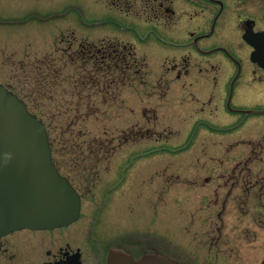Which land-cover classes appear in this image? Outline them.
<instances>
[{
    "label": "rangeland",
    "instance_id": "rangeland-1",
    "mask_svg": "<svg viewBox=\"0 0 264 264\" xmlns=\"http://www.w3.org/2000/svg\"><path fill=\"white\" fill-rule=\"evenodd\" d=\"M169 1L175 17L164 21L139 1L130 12L124 5L114 6V0H0V84L45 122L61 173L80 190L92 191L85 194L88 218L93 215V191L102 200L101 182L110 179L81 172L70 161L90 160V165L95 159L101 168L108 163L128 168L125 183L118 177L106 186L117 185L97 228L106 247L127 248L116 236L127 234L135 242L146 241L152 255L164 260L175 262V251H185L190 258L194 252L201 255L198 264H207L211 256L230 255L231 247L213 249L195 242L191 212L200 210V223L213 211L207 200L201 202L203 195L219 191L222 196L216 175L227 158L229 137L254 133V140L262 141L257 151L264 158V114H232L226 102L234 62L250 53L242 40L245 22L254 20L256 30L264 31V0H222L225 10L213 34L194 48L188 44L191 33H209L218 7L208 0ZM112 41L135 48L144 63L143 69L137 67L138 75L123 69L121 75L109 72L104 77L97 74L88 50L75 54L84 43ZM217 48L225 49L234 62L221 52L200 54ZM189 53L191 72L177 79L167 71V62ZM238 77L231 108L264 110V84L245 70ZM100 143L118 150L105 154L97 148ZM206 176H212L209 185ZM260 233V244L237 246L233 255L240 259L244 250L248 264H259L264 259V228ZM157 239L164 249H158Z\"/></svg>",
    "mask_w": 264,
    "mask_h": 264
},
{
    "label": "flooded vegetation",
    "instance_id": "flooded-vegetation-1",
    "mask_svg": "<svg viewBox=\"0 0 264 264\" xmlns=\"http://www.w3.org/2000/svg\"><path fill=\"white\" fill-rule=\"evenodd\" d=\"M138 1L140 4H144L146 6L145 9L150 10L157 19L160 18L166 21V19L172 20L173 17H175V11L171 8L172 2L169 0H114L113 5L119 8H122L121 5H124L131 12V9L136 6ZM211 4L218 7V13L221 8L220 5L213 2ZM224 10L225 7L222 13ZM255 25L254 31L260 32L256 30ZM243 28L244 31L247 29L246 22ZM191 36L192 39L188 44L194 48L196 47L194 38L198 35L193 37V33H191ZM113 42L124 47L129 46L128 44H124V42ZM244 46L250 49V53L248 56L244 55V58L240 57V55V61L236 62L231 60L230 55L226 51L220 50L217 52L225 54L235 63V76L238 73H240V76L243 70H245L249 72L251 78H253L256 83L259 80L258 82L264 84V69L251 61L253 48L246 42H244ZM88 52H90V50H88ZM86 53V49L82 46L75 52V54L78 55ZM90 53L91 55L89 57H92L94 61L97 60V56L95 54L92 55V52ZM213 53L205 54L200 52L202 56H208ZM192 59V53H189L178 60L167 62V71L174 73L177 79L184 76L186 77L191 72ZM129 67H132V64H129ZM144 83L145 80H143L142 84ZM228 97L226 102L228 101ZM229 112L246 116L241 112L230 110ZM227 133L229 134V132H226L225 135H228ZM253 136L254 133H247L238 138L229 137L231 142H229L226 151L227 158L224 161L223 168H221L222 171L220 174L216 175V177L222 181V185H220L223 190L222 196H220L219 191H209V193L203 195L204 197H202L201 202L207 200L211 205L209 210L213 211L205 214V216L201 218V221H199L200 223L197 222V214L200 210L197 212L196 209V211L191 212L193 219L190 231H194L196 237L194 241L198 242L201 246H207L213 249L219 246L231 247L229 254L233 255L235 252L234 248L237 246L241 245L245 248L261 243L259 235L261 234L260 230L264 228V174L262 175L263 169L261 166L264 165V158L259 155L262 152L259 153L257 151L258 148H262L260 147L262 141L254 140L255 137ZM246 147L249 148L247 156H245L244 152ZM97 148L104 151L105 154H109V151L110 154L115 153L118 150L115 149V151H113L114 149L109 148L106 143L97 144ZM89 161L79 159L71 160L70 164H72L73 167L79 166L78 170L81 172L90 171L95 173V175L100 174L101 178L104 175L103 178L110 179L107 182H101L103 187H105L102 190V200L96 197L97 191H93L92 193V195L95 196V200L92 201L94 203L93 215L88 218L87 214L84 212L85 194H89V192L92 191L87 189V187L86 189L80 190V188L74 184L70 176L64 175L73 184L81 197V212L78 220L65 227L47 230L25 229L3 237L0 239V264H114L115 262L131 264V259L140 263L144 261L148 255L152 254L149 244L145 243L146 241L135 242L132 236L127 234L124 236L123 233L125 232L122 233L123 236L121 234H116V236L127 248L124 246L123 248H119L114 245L106 247L105 243L107 241L101 239V237H97V228L101 225V215L109 206L108 204H110L109 201L110 198L112 199L111 192L113 191V187L115 190L117 188L116 184L106 187L107 184L111 180L117 183L119 181L117 179L118 177L125 183L129 175L128 168L123 167L121 164H116V160L112 161L115 164L108 163L105 164L103 168L99 165L100 161L95 159L91 161L90 165H86ZM82 163H85V165ZM77 164H80L82 167ZM88 166H92V168L89 169ZM204 181L206 185H209L210 182H212V176H206ZM220 199H222L220 208L214 210L212 206H216ZM191 203L194 205L196 200H192ZM208 207L210 206L208 205L207 208ZM215 215L216 219L214 218ZM214 220L216 221L214 222ZM113 238L114 237H111L110 241ZM157 241L159 246L158 249L163 248L161 247L162 245L159 244V239H157ZM154 242L155 240L152 242V248L155 247ZM242 252L243 254L239 257L241 260L235 257V255L231 257H229L230 255H225L221 259L218 258L220 256L214 259L211 256L207 264H248L250 258L247 254L245 255L244 250H242ZM199 257L201 258V255L199 256L195 254V252L192 253V257L190 258L186 255L185 251H175L176 264H198ZM215 259L219 260L216 261ZM261 263L262 261L259 264Z\"/></svg>",
    "mask_w": 264,
    "mask_h": 264
},
{
    "label": "water",
    "instance_id": "water-1",
    "mask_svg": "<svg viewBox=\"0 0 264 264\" xmlns=\"http://www.w3.org/2000/svg\"><path fill=\"white\" fill-rule=\"evenodd\" d=\"M212 1L223 8V2ZM220 13L215 17L211 33L195 38V44L213 33ZM254 25L253 20L246 22L243 39L254 49L252 62L264 69V32H255ZM219 50L226 51L218 48L206 53ZM237 78L232 82L228 108L246 115L264 114V110L230 108ZM80 212V195L54 164L45 123L29 111L21 98L0 84V239L23 229L47 230L68 226L78 220ZM130 262L176 264L152 254L140 263L133 259Z\"/></svg>",
    "mask_w": 264,
    "mask_h": 264
},
{
    "label": "trees",
    "instance_id": "trees-1",
    "mask_svg": "<svg viewBox=\"0 0 264 264\" xmlns=\"http://www.w3.org/2000/svg\"><path fill=\"white\" fill-rule=\"evenodd\" d=\"M99 45H92V44H82V47H84L87 50H90L92 52V55L95 54L97 56V60H93L94 62H97V74H101L105 77V74H114L117 73L118 75H121L120 72L128 69L133 70V73L135 75H138L139 67L142 66V69L144 68V63L141 62L134 52V48L131 46H121L115 42H107V43H101ZM132 64V67H129V64ZM127 65V68L126 66ZM116 74V75H117ZM120 77V76H119ZM44 120V119H43ZM51 145H53V142L51 140Z\"/></svg>",
    "mask_w": 264,
    "mask_h": 264
},
{
    "label": "clouds",
    "instance_id": "clouds-1",
    "mask_svg": "<svg viewBox=\"0 0 264 264\" xmlns=\"http://www.w3.org/2000/svg\"><path fill=\"white\" fill-rule=\"evenodd\" d=\"M8 155H10V154H8Z\"/></svg>",
    "mask_w": 264,
    "mask_h": 264
}]
</instances>
